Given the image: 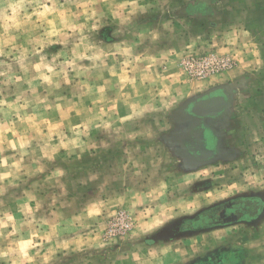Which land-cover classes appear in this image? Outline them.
Wrapping results in <instances>:
<instances>
[{
	"label": "rangeland",
	"instance_id": "1",
	"mask_svg": "<svg viewBox=\"0 0 264 264\" xmlns=\"http://www.w3.org/2000/svg\"><path fill=\"white\" fill-rule=\"evenodd\" d=\"M237 29L246 55L215 52ZM227 85L231 155L192 167L176 115ZM257 192L264 0H0V264H188L218 244L264 264V220L153 239Z\"/></svg>",
	"mask_w": 264,
	"mask_h": 264
},
{
	"label": "flooded vegetation",
	"instance_id": "2",
	"mask_svg": "<svg viewBox=\"0 0 264 264\" xmlns=\"http://www.w3.org/2000/svg\"><path fill=\"white\" fill-rule=\"evenodd\" d=\"M222 97L224 105L218 106L213 115L191 117L192 103L176 115V132L189 133V138L176 146L185 157L188 165L207 166L227 159L228 152L224 140L222 125L226 121L230 103L219 90L202 94L195 102ZM229 103V105H228ZM177 137H174L176 139ZM264 220V193L239 194L210 206L192 218L180 220L170 225L167 230L175 233L176 238L226 230L237 226L256 227ZM182 233H184L182 235ZM243 252L236 245L223 246L193 257L188 264H243Z\"/></svg>",
	"mask_w": 264,
	"mask_h": 264
},
{
	"label": "water",
	"instance_id": "3",
	"mask_svg": "<svg viewBox=\"0 0 264 264\" xmlns=\"http://www.w3.org/2000/svg\"><path fill=\"white\" fill-rule=\"evenodd\" d=\"M217 90H221V92L227 97V99L229 100V103L231 104V94L229 93V91H231V85H227V86H219L217 88H214L212 90H210L209 92H213V91H217ZM205 94H208V92H206ZM198 97H201L198 96ZM195 97L191 100H188L183 106L182 108L184 109L188 103H192V107L190 109V115L191 117H204V116H210L213 115L214 112L217 110L218 106H222L224 105V101L222 97H217L211 100H203V101H199V102H195V100L198 98ZM228 103V105H229ZM181 108V109H182ZM177 137L176 138V143L179 145L182 144V140H186L187 138H189V133L187 134L186 132H177L175 134H173L172 136ZM192 167H197L196 165H193ZM184 233H182L183 235ZM167 238H176L175 233L168 231L167 229L161 231L160 233H158L156 236H154V240L157 239H167Z\"/></svg>",
	"mask_w": 264,
	"mask_h": 264
},
{
	"label": "crops",
	"instance_id": "4",
	"mask_svg": "<svg viewBox=\"0 0 264 264\" xmlns=\"http://www.w3.org/2000/svg\"><path fill=\"white\" fill-rule=\"evenodd\" d=\"M216 28H217V26H216ZM241 34H242L243 38L245 39V40L243 39V42L245 41L243 43V46H240V44H238V41H237V39L241 36ZM249 34H251V33H249L248 30L246 31V29H243V31L238 30V29L237 30L227 31V33L225 34V40L226 39H228V40L225 41L223 44H220V42H219V43H217L218 45L216 44L217 46L214 45L215 49H216L215 52H218L220 54V53H224V52L237 51L236 49H239V50H242V51L245 49L244 50L245 51L244 55H246V52L249 51V47L253 46L252 42H251V38L248 40L247 37H246V35L248 36ZM241 47H243V49H241ZM251 57L250 56L249 57L245 56L247 61L249 60V65L252 66L253 63L254 62L256 63L257 61L255 59L251 58Z\"/></svg>",
	"mask_w": 264,
	"mask_h": 264
}]
</instances>
